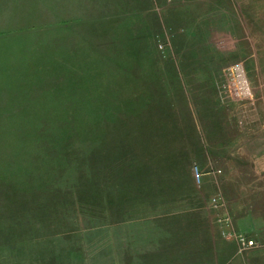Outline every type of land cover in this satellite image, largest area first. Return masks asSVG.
<instances>
[{"label":"rangeland","instance_id":"obj_1","mask_svg":"<svg viewBox=\"0 0 264 264\" xmlns=\"http://www.w3.org/2000/svg\"><path fill=\"white\" fill-rule=\"evenodd\" d=\"M206 2L0 0V263L127 264L144 225L194 245L230 157L264 181V46Z\"/></svg>","mask_w":264,"mask_h":264},{"label":"crops","instance_id":"obj_2","mask_svg":"<svg viewBox=\"0 0 264 264\" xmlns=\"http://www.w3.org/2000/svg\"><path fill=\"white\" fill-rule=\"evenodd\" d=\"M206 9L207 13L222 14V19L219 17L213 18L212 21L207 23L206 28L213 35L217 34L216 30H222L223 36L227 40L226 45L242 46L243 44H250L264 46V0H207ZM243 15L245 18H243ZM247 24H250L257 31L255 43L249 40L246 33H242ZM226 141H229L228 143L231 145L235 142V139ZM237 156L240 159L251 157L247 153H242V151ZM231 161L232 157L229 161L231 165L225 163V174L220 184L212 185L211 180L206 183L201 181L202 184H205L206 190L211 188L207 187L209 184L217 190L207 201L208 210L206 213L194 217L198 222L196 228L194 226L193 229V237L196 239L194 245L184 247L168 245L167 247L168 242L173 243V240L168 239V230L152 233L146 230L144 225L143 229L134 230L133 232L136 245L126 251L127 254L132 255V259L127 264H264V181L261 174L262 170L257 166L233 165ZM204 175L202 174V177ZM214 175L218 176L219 174L214 172ZM136 183L140 185H136V189L140 188L137 189L135 195L140 197L141 202L137 201L133 204L129 203V205L130 207L133 205L135 213H140L143 219L145 217L144 205L148 199L144 188L147 183ZM197 185L200 187L198 183ZM192 186L189 194L198 196L199 191L197 192L193 184ZM182 187L184 186L182 185ZM217 194L222 195L224 203L220 213L230 216L233 229L236 231L251 232L256 237L255 239L262 244L260 248L241 257L237 255L236 244L223 238L222 228L216 222L217 212L209 206L211 198ZM166 220H164L165 225H167ZM0 259L2 258L0 257ZM0 264L24 263H18V261L8 263L3 261L2 263L1 261Z\"/></svg>","mask_w":264,"mask_h":264},{"label":"built area","instance_id":"obj_3","mask_svg":"<svg viewBox=\"0 0 264 264\" xmlns=\"http://www.w3.org/2000/svg\"><path fill=\"white\" fill-rule=\"evenodd\" d=\"M196 173V179L198 182L201 181V174L198 172V169L195 170ZM218 174L221 173V171H217ZM210 208L217 212L216 215V222L221 226L222 228V236L227 241H232L236 244L237 247V255L238 256H245L249 252L258 249L262 246V244L256 240L254 237H252V233L249 231L246 232H238L235 229H233L232 226V220L230 216L228 215H222L220 213V210L223 208V197L221 194H217L211 198Z\"/></svg>","mask_w":264,"mask_h":264}]
</instances>
